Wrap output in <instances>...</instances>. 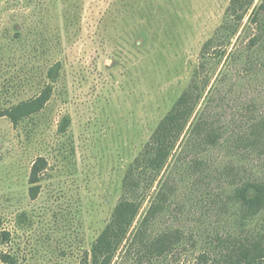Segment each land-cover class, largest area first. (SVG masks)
Instances as JSON below:
<instances>
[{
  "label": "rangeland",
  "instance_id": "obj_1",
  "mask_svg": "<svg viewBox=\"0 0 264 264\" xmlns=\"http://www.w3.org/2000/svg\"><path fill=\"white\" fill-rule=\"evenodd\" d=\"M263 1L238 22L232 0H0V255L16 264H82L124 198L130 165L194 79L204 89L198 114L221 131L264 115V42L257 59L248 48L258 33L250 15ZM55 63L62 69L49 104L14 126L1 110L35 97ZM182 148L163 174L175 189L159 226L202 238L157 264H222L210 241L218 226L215 177L232 165L264 173V159L212 147L186 151L177 166ZM39 158L48 168L33 198ZM197 159L211 173L199 189L186 171ZM160 184L142 194V215ZM4 231L11 240L3 244Z\"/></svg>",
  "mask_w": 264,
  "mask_h": 264
},
{
  "label": "trees",
  "instance_id": "obj_2",
  "mask_svg": "<svg viewBox=\"0 0 264 264\" xmlns=\"http://www.w3.org/2000/svg\"><path fill=\"white\" fill-rule=\"evenodd\" d=\"M253 2L254 0H232L229 13L238 22H242ZM250 23L257 26L258 33L248 48L252 50L251 57L257 59L259 45L264 42V1L253 9ZM237 32L238 28L233 34ZM213 42L214 40H210L205 45L203 59L210 56ZM218 53L220 52L216 54ZM238 56V53H234L233 62ZM202 66L204 67V63ZM61 69L60 63L51 65L41 79L38 94L1 110V115L7 117L14 126L36 118L49 104ZM202 90L203 87L194 79L171 111L161 120L140 156L130 165L123 180L124 198L114 209L109 224L82 264H116L118 259L122 264L130 261L134 264H157L184 251L187 244L191 243L195 247L200 242L202 236L197 230L185 231L159 226L170 209L175 189L169 179H162L181 146L183 148L178 155L177 166L186 162V151H207L212 147H227L237 155L264 159V115L251 117L243 130L234 131L232 134L223 132L208 120L204 111L198 114V106L204 93ZM193 161L186 164V171L193 178H197L193 188L199 189L206 184L211 173L207 171L203 159ZM47 168L48 162L45 158H39L33 165L30 180L33 185L30 189L33 198H37L40 193L42 175ZM221 174L220 177H215L219 183V191L213 200L218 226L215 227L212 237L210 236L211 243L220 248V262L264 264V173H248L245 168L232 165ZM156 182L161 184L145 215H142L145 203V196L142 194L153 188ZM198 183L201 184L200 187ZM145 184L148 185L144 187ZM208 187H211L210 184ZM193 188L191 191L194 193ZM1 240L3 244L10 241V232H2ZM0 256L4 264H16L13 255L1 253Z\"/></svg>",
  "mask_w": 264,
  "mask_h": 264
}]
</instances>
